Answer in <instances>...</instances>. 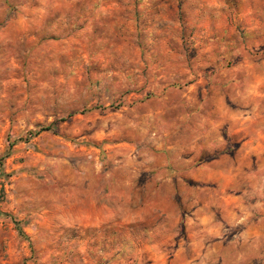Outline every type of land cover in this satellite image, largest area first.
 Instances as JSON below:
<instances>
[{"label": "rangeland", "instance_id": "1", "mask_svg": "<svg viewBox=\"0 0 264 264\" xmlns=\"http://www.w3.org/2000/svg\"><path fill=\"white\" fill-rule=\"evenodd\" d=\"M245 72L264 77V0H0V264L170 249L146 224L123 233L107 192L118 202L126 171L170 152L183 92L202 102Z\"/></svg>", "mask_w": 264, "mask_h": 264}, {"label": "crops", "instance_id": "2", "mask_svg": "<svg viewBox=\"0 0 264 264\" xmlns=\"http://www.w3.org/2000/svg\"><path fill=\"white\" fill-rule=\"evenodd\" d=\"M249 73L242 87L203 90L202 102L183 92L170 152L126 171L118 202L107 192L102 209L121 208L123 233L138 222L146 238L171 241L147 247L150 264H264V77Z\"/></svg>", "mask_w": 264, "mask_h": 264}, {"label": "trees", "instance_id": "3", "mask_svg": "<svg viewBox=\"0 0 264 264\" xmlns=\"http://www.w3.org/2000/svg\"><path fill=\"white\" fill-rule=\"evenodd\" d=\"M42 131H45V130H48L47 128L46 129H41ZM13 144L14 143H11V142H9V140H8V148H7V150H9L10 148H11V146H13ZM1 161H2V159H0V170L2 169V163H1Z\"/></svg>", "mask_w": 264, "mask_h": 264}]
</instances>
